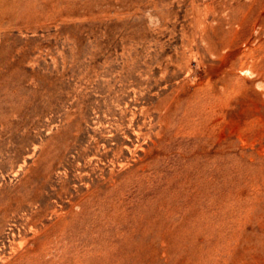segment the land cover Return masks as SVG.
<instances>
[{
	"label": "rangeland",
	"instance_id": "rangeland-1",
	"mask_svg": "<svg viewBox=\"0 0 264 264\" xmlns=\"http://www.w3.org/2000/svg\"><path fill=\"white\" fill-rule=\"evenodd\" d=\"M241 263L264 0H0V264Z\"/></svg>",
	"mask_w": 264,
	"mask_h": 264
},
{
	"label": "bare ground",
	"instance_id": "bare-ground-1",
	"mask_svg": "<svg viewBox=\"0 0 264 264\" xmlns=\"http://www.w3.org/2000/svg\"><path fill=\"white\" fill-rule=\"evenodd\" d=\"M208 129H209V127H208ZM154 142V141H153ZM209 161V160H208ZM185 168V167H184ZM186 170V169H185ZM164 208V207H163ZM112 247V246H111ZM104 250V249H103ZM107 251V250H106ZM112 254V253H111ZM165 256V255H164ZM242 264V263H241Z\"/></svg>",
	"mask_w": 264,
	"mask_h": 264
}]
</instances>
